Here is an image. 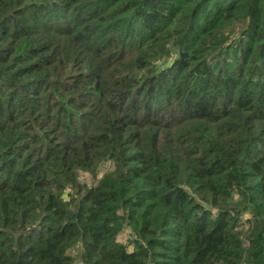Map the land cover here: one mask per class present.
<instances>
[{
	"label": "trees",
	"instance_id": "obj_1",
	"mask_svg": "<svg viewBox=\"0 0 264 264\" xmlns=\"http://www.w3.org/2000/svg\"><path fill=\"white\" fill-rule=\"evenodd\" d=\"M77 247L264 264V0H0V264Z\"/></svg>",
	"mask_w": 264,
	"mask_h": 264
},
{
	"label": "rangeland",
	"instance_id": "obj_2",
	"mask_svg": "<svg viewBox=\"0 0 264 264\" xmlns=\"http://www.w3.org/2000/svg\"><path fill=\"white\" fill-rule=\"evenodd\" d=\"M112 166H110V163H104L103 167L100 168L99 174H98V178L102 176V174L107 170L110 169ZM81 182L83 183H87L89 185H92L95 183V177H93L91 174L89 173H81ZM69 192V191H68ZM247 218H249V215L244 216V222H242V226H246L247 227V222L245 221ZM121 240L125 241V242H129L130 241V229L126 228V230L122 233L121 235ZM72 253L75 255L76 260H75V264H82V262L80 261L79 258V254H80V247H77L76 249L72 250Z\"/></svg>",
	"mask_w": 264,
	"mask_h": 264
}]
</instances>
